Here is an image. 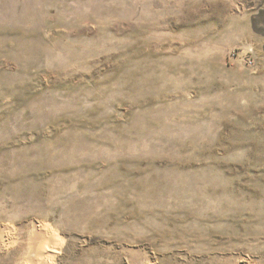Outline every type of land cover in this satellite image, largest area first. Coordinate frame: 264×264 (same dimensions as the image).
Returning <instances> with one entry per match:
<instances>
[{
    "label": "rangeland",
    "instance_id": "rangeland-1",
    "mask_svg": "<svg viewBox=\"0 0 264 264\" xmlns=\"http://www.w3.org/2000/svg\"><path fill=\"white\" fill-rule=\"evenodd\" d=\"M33 263L264 264V0H0V264Z\"/></svg>",
    "mask_w": 264,
    "mask_h": 264
},
{
    "label": "built area",
    "instance_id": "built-area-1",
    "mask_svg": "<svg viewBox=\"0 0 264 264\" xmlns=\"http://www.w3.org/2000/svg\"><path fill=\"white\" fill-rule=\"evenodd\" d=\"M242 58L246 64L253 65L255 63V51L253 47L235 48L229 54L230 60Z\"/></svg>",
    "mask_w": 264,
    "mask_h": 264
},
{
    "label": "bare ground",
    "instance_id": "bare-ground-1",
    "mask_svg": "<svg viewBox=\"0 0 264 264\" xmlns=\"http://www.w3.org/2000/svg\"><path fill=\"white\" fill-rule=\"evenodd\" d=\"M44 247H45V246H44ZM44 247H43V248H44ZM36 248H37V246H36ZM48 250H49V249H48ZM42 252H43V251H42ZM39 254H40V253H39ZM41 254H42V253H41ZM52 254H53V253H52ZM45 255H47V254H45ZM50 255H51V254H50ZM43 259H44V258H43ZM48 259H49V258H48ZM43 261H44V260H43ZM48 261H49V260H48ZM48 261H47V263H49ZM44 263H46V262H44ZM33 264H34V263H33Z\"/></svg>",
    "mask_w": 264,
    "mask_h": 264
}]
</instances>
